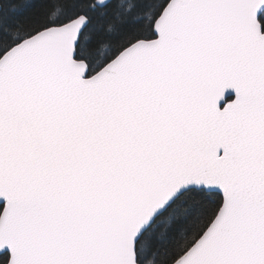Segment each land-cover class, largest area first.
I'll return each instance as SVG.
<instances>
[{
	"label": "snow or ice",
	"instance_id": "1",
	"mask_svg": "<svg viewBox=\"0 0 264 264\" xmlns=\"http://www.w3.org/2000/svg\"><path fill=\"white\" fill-rule=\"evenodd\" d=\"M0 264H264V0H0Z\"/></svg>",
	"mask_w": 264,
	"mask_h": 264
}]
</instances>
